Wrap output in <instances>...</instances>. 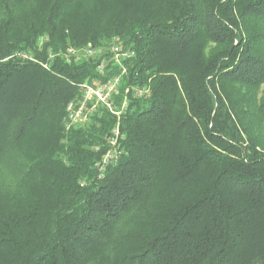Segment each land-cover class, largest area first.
I'll return each mask as SVG.
<instances>
[{
	"label": "trees",
	"instance_id": "obj_1",
	"mask_svg": "<svg viewBox=\"0 0 264 264\" xmlns=\"http://www.w3.org/2000/svg\"><path fill=\"white\" fill-rule=\"evenodd\" d=\"M0 264H264V0H0Z\"/></svg>",
	"mask_w": 264,
	"mask_h": 264
},
{
	"label": "built area",
	"instance_id": "obj_2",
	"mask_svg": "<svg viewBox=\"0 0 264 264\" xmlns=\"http://www.w3.org/2000/svg\"><path fill=\"white\" fill-rule=\"evenodd\" d=\"M82 52H84L85 55H78L74 48H69L66 54L68 57L78 56V60L82 58L88 59L98 57L102 53V49H96L89 46ZM112 52L113 56L110 60L114 65L121 67V74L113 75L109 80L102 83L96 82L95 84H82L81 99L78 101H72L67 106L66 120L68 126L90 121L91 117L97 112V109L100 106L114 114L118 120L128 108L129 100L127 97H125L119 105L117 103V98L119 96L118 79L127 72V68L123 62L127 60L130 55L128 52H121L118 46H113ZM50 58H53V55H50ZM106 65L107 60L103 58L101 63L97 65V70H105ZM131 91L136 98L150 97L149 88H128L126 94H129ZM112 135L110 143L112 146H116L119 138V123L114 127ZM120 154L121 153L118 150L112 149L108 151L102 158L103 164L106 165L107 163L116 162Z\"/></svg>",
	"mask_w": 264,
	"mask_h": 264
},
{
	"label": "rangeland",
	"instance_id": "obj_3",
	"mask_svg": "<svg viewBox=\"0 0 264 264\" xmlns=\"http://www.w3.org/2000/svg\"><path fill=\"white\" fill-rule=\"evenodd\" d=\"M79 53H81L80 55L82 56V55H85L84 54V52H79ZM80 56V57H81ZM121 81H122V76H120V78L118 79V88H120V85H121ZM2 172H5V174H8V172H10V170H8V167L5 169L4 168V171L2 170ZM3 173H1V175H2Z\"/></svg>",
	"mask_w": 264,
	"mask_h": 264
},
{
	"label": "water",
	"instance_id": "obj_4",
	"mask_svg": "<svg viewBox=\"0 0 264 264\" xmlns=\"http://www.w3.org/2000/svg\"><path fill=\"white\" fill-rule=\"evenodd\" d=\"M70 201H72V200H70Z\"/></svg>",
	"mask_w": 264,
	"mask_h": 264
}]
</instances>
